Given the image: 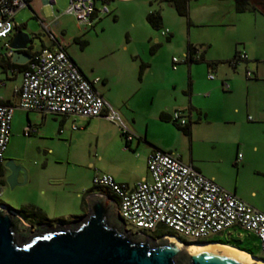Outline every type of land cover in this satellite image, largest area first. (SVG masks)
Returning a JSON list of instances; mask_svg holds the SVG:
<instances>
[{
	"label": "crops",
	"instance_id": "crops-1",
	"mask_svg": "<svg viewBox=\"0 0 264 264\" xmlns=\"http://www.w3.org/2000/svg\"><path fill=\"white\" fill-rule=\"evenodd\" d=\"M111 1L113 0H109L108 3ZM45 6V0H33L27 7L40 24L45 22L48 25L46 30L42 26L47 34L46 41H41L38 47L33 44L32 46L50 49L62 47L85 79L90 81L97 79L94 89L118 112L135 137L125 149L124 137L117 126L104 118L85 119L51 115L55 118L57 126L55 136L69 133L63 139L64 143H67V151L62 161L57 162L58 167L55 170L57 177L45 181L31 177L29 170L24 171L25 184L29 186L32 199L21 209L33 207L41 210L45 218L53 214L52 216L72 218L75 222L88 212L85 197L90 191L110 195L107 190L93 187L92 178L96 174L108 175L115 182L132 187L136 182L147 179V158L155 150L178 156L183 164L191 165L202 176L234 194L241 201L253 208L259 207L256 193L253 190L246 191L243 187L245 176L257 169L254 156L259 152V148L256 144L247 148L245 142L232 138L231 133L232 127L237 126L250 135L249 137L259 136L264 142V40H249V38L238 40L236 43L242 48L241 50L235 48L234 53L246 54L247 60L235 66L228 64L232 71L224 66L220 69L218 65L223 63L215 59H207V47L201 46L203 61L196 63L204 64L205 68L200 70L201 77L196 76L198 70L193 67L195 63L178 64L173 70L172 63L167 62L165 70L160 71L153 68L152 58L145 63L140 56L137 82L135 81L127 90L119 89L115 92L113 78L110 81L90 78L81 65H78L67 53L62 45L64 40L62 31L57 30V37L50 30L58 16L54 15L45 20L40 15ZM255 8L257 10L242 13L264 17V10L258 6ZM14 16V31L23 30L26 23L15 21ZM50 35L54 37V41L49 38ZM148 40L151 41L152 38ZM7 41L8 39L2 43L0 55L7 52L4 47ZM156 45L159 47L161 44L155 38L151 47ZM151 47L150 53L155 54L157 48L151 51ZM133 56L139 58L138 55ZM26 63L18 66H26ZM240 67L242 71H239ZM11 70L0 66V80L5 83V86L0 88V94L3 90L8 91L5 97H0V103L15 105L17 102L15 92L20 85L21 76ZM245 71H250L252 77L246 79ZM210 73L214 76L213 80L207 78ZM8 83H12V87L7 90ZM223 85H226L227 89ZM216 97L219 98L220 103L213 105L212 100ZM16 110L18 109L13 111L4 157L10 143L12 121ZM175 111L187 117L190 126L188 135L180 131L170 120L171 114ZM25 113L27 126L32 128L36 123L28 119L29 113L39 114L42 122L46 117L45 114L34 111ZM72 127L75 129L73 130ZM254 138L253 141L256 140ZM238 156H240L239 161ZM79 169L84 172L83 178L78 172ZM260 169L262 170L263 167L260 166ZM18 178V182H22L21 176ZM53 193H57V196L53 197ZM35 194L48 196L47 200L53 199L54 205L48 201L38 203L33 199ZM260 209L264 212V205ZM20 210L14 211L23 219L19 214ZM77 212H80V215H75ZM36 222L41 224L39 221ZM249 234L251 233L240 228H231L211 236L206 242L229 247L250 256L228 245L229 242L245 241ZM256 257H259L258 253Z\"/></svg>",
	"mask_w": 264,
	"mask_h": 264
},
{
	"label": "rangeland",
	"instance_id": "rangeland-1",
	"mask_svg": "<svg viewBox=\"0 0 264 264\" xmlns=\"http://www.w3.org/2000/svg\"><path fill=\"white\" fill-rule=\"evenodd\" d=\"M120 1L109 2L106 6L111 13L105 15L99 23L89 29H78L73 17L64 14L68 0H56L54 13L47 6L40 13L45 20L54 15L58 16L50 30L57 37V30L62 31L64 39L62 45L67 53L78 65H81L85 74L90 78L107 81L113 78L115 92L119 89L127 90L135 81L137 82L140 56L145 63L152 58L153 68L162 71L167 67V62L172 63L173 57L178 59L183 57L188 44L196 48L204 46L207 47V59H215L223 63V65H218L220 69L224 66L232 71L228 64L233 58L234 49L241 50L242 48L241 45H237L238 40L245 38L264 40V17L251 13H238L235 10V0H187V15L185 16L180 15L174 7L176 0ZM151 11H157L162 18L163 26L157 31L152 29L146 21V15ZM14 20L26 23L23 30L31 36L32 44L36 47L41 41H46V32L29 8L19 11L14 16ZM161 31H167V35L161 36ZM170 34L171 37H169ZM149 38L152 40L149 41ZM155 38L161 45L155 54H151L150 47L154 44ZM3 42L0 40V52ZM133 55H138L139 58H134ZM193 67L198 70L196 76L201 77L200 70L205 68L204 64H194ZM239 71H242V67ZM10 87L12 83H8L7 90ZM7 92L1 91L0 97H5ZM212 103L213 105L219 104V98H214ZM28 119L35 122L36 126L32 128L30 135H24L28 125L26 113L21 110L15 111L10 143L4 157L5 162L12 161L24 171L29 170L31 177L47 181L57 177L55 173L58 167L57 162L62 161L67 151V143H64L63 139L69 133L55 136L57 126L55 118L51 115H46L42 122L39 114L29 113ZM232 128V138L241 139L243 143H246L247 148L252 147L253 144L259 148V152L254 156L255 164L258 165L257 169L245 176L243 187L246 191L253 190L256 193L259 207H254L261 211L260 207L264 205V142L259 136L249 137L250 135H247L240 127ZM253 138L256 140L253 141ZM260 166L263 167V171ZM80 169L78 172L82 176L84 172ZM20 179L22 181V178ZM2 184L0 203L12 210H20L32 199L27 184L13 189H10L4 182ZM53 194V197L57 196V193ZM47 197L35 194L33 199L38 203L48 201L54 205L55 201L47 200ZM52 215L50 214L47 220L41 221L43 226L53 228L68 226L73 222L72 218ZM75 215H80V212ZM123 229L133 235L137 232L132 225L127 223L123 225ZM162 233L170 232L163 230L154 235L143 234L157 241ZM182 241L186 242L183 238ZM184 245L188 247L196 244L186 243Z\"/></svg>",
	"mask_w": 264,
	"mask_h": 264
},
{
	"label": "built area",
	"instance_id": "built-area-1",
	"mask_svg": "<svg viewBox=\"0 0 264 264\" xmlns=\"http://www.w3.org/2000/svg\"><path fill=\"white\" fill-rule=\"evenodd\" d=\"M32 1L0 0V40H7L13 34L14 14L27 8ZM107 3L108 0H68L64 14L73 17L78 28H93L110 13ZM45 4L54 13L56 0H45ZM41 24L46 30L48 25ZM160 34L166 36L167 31ZM49 38L54 41L53 36ZM4 47L7 52L0 55V59L9 62L10 51L6 43ZM28 54L30 57L23 71L11 70L21 76L15 92L17 102L15 105L0 104V167L4 163L14 109L85 119L104 118L117 126L125 140L124 148H128L127 144L135 135L94 89L97 79H85L62 47L50 49L30 45ZM246 60V54L237 53L229 64L235 66ZM201 61L202 50L196 48L186 52L181 59L173 57L172 69L178 64ZM251 77V72L245 71V78ZM207 78L213 80L214 76L210 73ZM4 86V81L0 80V88ZM170 120L180 128L188 125L187 117L178 111L171 114ZM32 131V127L26 126L24 135H30ZM146 170L147 179L132 187L117 183L104 174L92 178L93 187L109 192L115 200L119 218L124 224L132 225L137 230L135 234L154 235L165 230L170 233H162L161 237L176 239L182 244H199L225 230L240 228L257 236L259 258L264 261V212L222 189L173 154L153 151L147 158ZM1 192L0 185V196Z\"/></svg>",
	"mask_w": 264,
	"mask_h": 264
},
{
	"label": "water",
	"instance_id": "water-1",
	"mask_svg": "<svg viewBox=\"0 0 264 264\" xmlns=\"http://www.w3.org/2000/svg\"><path fill=\"white\" fill-rule=\"evenodd\" d=\"M6 45L11 64L24 65L29 60L32 38L22 29L14 31ZM4 167L10 171L5 179L10 189L26 183L20 166L6 161ZM85 202L84 217L68 226H42V231L35 232L23 225L14 210L0 204V264H257L222 248L183 249L176 239L155 241L130 234L123 229L115 200L102 192L90 191ZM250 257L264 264L261 258Z\"/></svg>",
	"mask_w": 264,
	"mask_h": 264
},
{
	"label": "trees",
	"instance_id": "trees-1",
	"mask_svg": "<svg viewBox=\"0 0 264 264\" xmlns=\"http://www.w3.org/2000/svg\"><path fill=\"white\" fill-rule=\"evenodd\" d=\"M186 2H187V0H176L174 2V7L178 10L180 15H183V16L187 15V3ZM255 6L256 5L251 0H235V10L238 13H242L245 11L257 10L255 8ZM146 21L150 25V27L156 31L162 27V18L157 11L149 12L146 15ZM166 40L168 41L169 38H166ZM156 48H158L157 45L151 47V51H154ZM195 49H196L195 46L188 44L186 47V52L190 53V52H193ZM236 55H237V52L234 53L233 58ZM196 63H200V62H195V64ZM0 66L3 68H8V69H16L20 72L25 69V66H18V65L10 64L5 59H0ZM0 104H3V103H0ZM4 105H10V104H4ZM175 126L180 131H182L184 134H186V135L189 134V130H190L189 124L183 128H180L177 125H175ZM1 183H3L2 180H0V185H1ZM108 196H110V195H108ZM110 197L112 198V196H110ZM19 214L22 218H29L31 220L39 221L40 223H41V221L46 220V218H45L44 214L41 212V210H39L37 208H33V207L22 208L19 211ZM228 245L233 246L235 248H238V249L242 250L243 252H246V253L251 254V255L257 256V253L259 254V239L257 238V236H255L252 233L248 235V238L245 241L234 242V243L229 242Z\"/></svg>",
	"mask_w": 264,
	"mask_h": 264
},
{
	"label": "flooded vegetation",
	"instance_id": "flooded-vegetation-1",
	"mask_svg": "<svg viewBox=\"0 0 264 264\" xmlns=\"http://www.w3.org/2000/svg\"><path fill=\"white\" fill-rule=\"evenodd\" d=\"M256 6L261 7L264 10V0H251ZM5 162L0 167V179L5 183L6 177L10 174V171L4 167ZM17 165V164H16ZM23 225L30 228V231H38L42 227V223L39 224L35 220L29 218L22 219ZM45 227V226H44ZM38 228V229H37ZM20 230V229H19ZM41 230V229H40ZM39 230V231H40ZM42 231V230H41Z\"/></svg>",
	"mask_w": 264,
	"mask_h": 264
},
{
	"label": "bare ground",
	"instance_id": "bare-ground-1",
	"mask_svg": "<svg viewBox=\"0 0 264 264\" xmlns=\"http://www.w3.org/2000/svg\"><path fill=\"white\" fill-rule=\"evenodd\" d=\"M181 246H182L183 249H196V248H197V249H200V248H203V247H205V248H222V249H226V250H229V251L235 252V253H237V254H239V255L245 257L246 260H247L248 262H250V263L256 262L257 264H263L262 262H260V261H256V260L252 259L250 256H248V255H246V254H243V253H241V252L238 251V250H234V249H232V248L224 247V246H221V245H197V246H188V247H187V246H185L184 244H181Z\"/></svg>",
	"mask_w": 264,
	"mask_h": 264
}]
</instances>
